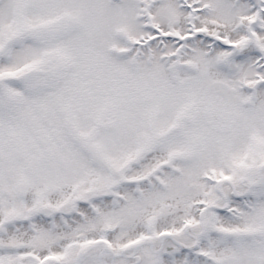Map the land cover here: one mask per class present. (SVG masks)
Wrapping results in <instances>:
<instances>
[{
    "label": "snow or ice",
    "instance_id": "obj_1",
    "mask_svg": "<svg viewBox=\"0 0 264 264\" xmlns=\"http://www.w3.org/2000/svg\"><path fill=\"white\" fill-rule=\"evenodd\" d=\"M0 264H264V0H0Z\"/></svg>",
    "mask_w": 264,
    "mask_h": 264
}]
</instances>
